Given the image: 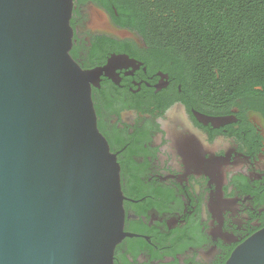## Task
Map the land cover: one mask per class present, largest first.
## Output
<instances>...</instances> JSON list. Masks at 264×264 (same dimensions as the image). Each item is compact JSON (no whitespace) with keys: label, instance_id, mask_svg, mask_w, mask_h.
I'll list each match as a JSON object with an SVG mask.
<instances>
[{"label":"flooded vegetation","instance_id":"flooded-vegetation-1","mask_svg":"<svg viewBox=\"0 0 264 264\" xmlns=\"http://www.w3.org/2000/svg\"><path fill=\"white\" fill-rule=\"evenodd\" d=\"M73 2L71 56L104 69L92 101L120 166L125 236L113 264H227L264 230V99L230 105L211 72L164 47L144 24L163 0ZM95 13L135 39L98 33ZM126 15L142 18L123 25Z\"/></svg>","mask_w":264,"mask_h":264},{"label":"water","instance_id":"water-1","mask_svg":"<svg viewBox=\"0 0 264 264\" xmlns=\"http://www.w3.org/2000/svg\"><path fill=\"white\" fill-rule=\"evenodd\" d=\"M73 0H0V264H113L124 238L120 166L71 56ZM91 27L135 39L103 13ZM261 90V87H258ZM227 264H264V230Z\"/></svg>","mask_w":264,"mask_h":264},{"label":"trees","instance_id":"trees-1","mask_svg":"<svg viewBox=\"0 0 264 264\" xmlns=\"http://www.w3.org/2000/svg\"><path fill=\"white\" fill-rule=\"evenodd\" d=\"M162 7L144 24L164 47H178L197 71L211 72L230 105L264 99V0H163ZM121 18L134 26L142 17Z\"/></svg>","mask_w":264,"mask_h":264}]
</instances>
